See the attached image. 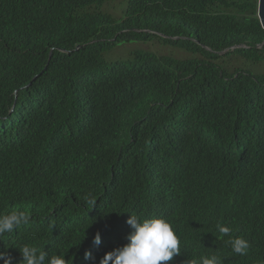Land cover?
Returning a JSON list of instances; mask_svg holds the SVG:
<instances>
[{"label":"trees","instance_id":"obj_1","mask_svg":"<svg viewBox=\"0 0 264 264\" xmlns=\"http://www.w3.org/2000/svg\"><path fill=\"white\" fill-rule=\"evenodd\" d=\"M108 1L0 0V215L30 217L0 251L99 264L131 214L171 223L181 254L167 264H264L257 0H126L118 16ZM133 39L169 52L104 58Z\"/></svg>","mask_w":264,"mask_h":264},{"label":"clouds","instance_id":"obj_2","mask_svg":"<svg viewBox=\"0 0 264 264\" xmlns=\"http://www.w3.org/2000/svg\"><path fill=\"white\" fill-rule=\"evenodd\" d=\"M92 207L94 206V202ZM29 214L26 211H13L0 215V236L12 233L21 225L29 223ZM126 223L131 232L127 236V243L121 247L106 252L99 264H167L174 256L180 255V240L175 234L171 223L162 217L143 218L129 214ZM217 230L222 235H230L228 226L217 224ZM94 245L101 243V235L96 232L92 237ZM232 251L240 256L247 255L249 242L242 237H233L230 240ZM22 260L20 264H67L64 255H52L41 248L24 245L19 248ZM86 260H94L90 251H85ZM0 261L3 264H12V258L5 251H0ZM190 264H221L215 255L202 256L199 261L192 260Z\"/></svg>","mask_w":264,"mask_h":264},{"label":"rangeland","instance_id":"obj_3","mask_svg":"<svg viewBox=\"0 0 264 264\" xmlns=\"http://www.w3.org/2000/svg\"><path fill=\"white\" fill-rule=\"evenodd\" d=\"M126 0H110L104 5H102L103 10L110 12L116 16L121 14V9ZM142 39H133L130 41H124L121 44L113 47L111 50L104 53V58L106 60H114V59H127L132 58L134 53L139 49H149L153 51H161L164 53L169 52V49L165 46H160L157 42H148Z\"/></svg>","mask_w":264,"mask_h":264},{"label":"water","instance_id":"obj_4","mask_svg":"<svg viewBox=\"0 0 264 264\" xmlns=\"http://www.w3.org/2000/svg\"><path fill=\"white\" fill-rule=\"evenodd\" d=\"M257 18L261 24V26L264 28V0H257Z\"/></svg>","mask_w":264,"mask_h":264}]
</instances>
